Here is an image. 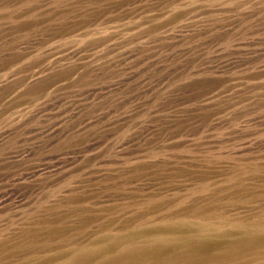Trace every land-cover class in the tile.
Returning a JSON list of instances; mask_svg holds the SVG:
<instances>
[{
  "label": "rangeland",
  "instance_id": "374dc122",
  "mask_svg": "<svg viewBox=\"0 0 264 264\" xmlns=\"http://www.w3.org/2000/svg\"><path fill=\"white\" fill-rule=\"evenodd\" d=\"M0 264H264V0H0Z\"/></svg>",
  "mask_w": 264,
  "mask_h": 264
}]
</instances>
